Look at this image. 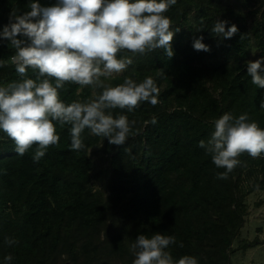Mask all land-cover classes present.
I'll return each mask as SVG.
<instances>
[{
  "label": "trees",
  "instance_id": "16d2710c",
  "mask_svg": "<svg viewBox=\"0 0 264 264\" xmlns=\"http://www.w3.org/2000/svg\"><path fill=\"white\" fill-rule=\"evenodd\" d=\"M39 2L51 6L56 0ZM28 4L0 0V30L10 13L30 10ZM165 15L173 30L180 29L173 57L162 49L121 53L133 63L105 80L115 86L125 77L139 82L151 76L160 90L155 106L142 102L131 112L110 110L136 121L124 145L85 129V149L74 151L70 125L56 123L58 144L35 162V145L20 156L0 131V264L9 254L10 264H132L130 246L139 234L174 236L168 249L173 258L190 255L198 264H231V254L248 247L234 249L233 243L249 212L247 197L264 193V154H241V164L218 179L225 169L216 167L199 141L207 142L213 121L224 113H247L264 128V89L251 82L245 64L264 57V0H177ZM217 20L239 31L221 39L211 31ZM200 35L210 51L192 47ZM13 54L9 41L0 40V59ZM35 75L29 68L28 77ZM18 79L13 65L0 67V85ZM58 91L71 103L89 99L93 90L66 82ZM96 148L106 166L95 173ZM6 238L16 243L8 245Z\"/></svg>",
  "mask_w": 264,
  "mask_h": 264
},
{
  "label": "clouds",
  "instance_id": "9594fccd",
  "mask_svg": "<svg viewBox=\"0 0 264 264\" xmlns=\"http://www.w3.org/2000/svg\"><path fill=\"white\" fill-rule=\"evenodd\" d=\"M176 3L56 0L51 6H42L39 0H29L30 10L19 15L10 13L9 23L0 30V40L9 41L14 54L7 61L0 59V67L10 63L20 79L0 85V131L14 142L15 152L23 156L35 145L33 160L38 162L48 147L60 140L56 123L70 125V147L74 151L85 149V129L107 138L111 145H124L136 121H129L123 114L114 117L110 110L131 112L142 102L155 106L160 90L151 76L139 82L125 77L115 86L105 80L123 73L133 63L130 56L121 53L136 56L162 49L168 58L173 57L172 41L180 29L173 30L165 13ZM228 25L226 20H217L211 31L221 39H230L239 30L235 24ZM203 40V35L193 37L194 50L210 51ZM262 62L264 57L245 64L251 82L264 89ZM29 68L36 73L35 78L28 77ZM66 82L81 88L89 86L92 96L66 103L58 91ZM259 106L264 109V98ZM151 122L155 124V118ZM213 124L210 138L207 142L200 140L199 146L211 154L217 168L225 169L217 174L218 179H227L241 164V154L252 158L264 154V128L250 121L247 113L238 117L224 113ZM5 242L16 243L11 238ZM174 243V236L155 233L149 238L139 234L130 246L135 257L132 264H198L190 255L174 259L168 250ZM12 259L6 255L4 264Z\"/></svg>",
  "mask_w": 264,
  "mask_h": 264
},
{
  "label": "rangeland",
  "instance_id": "374dc122",
  "mask_svg": "<svg viewBox=\"0 0 264 264\" xmlns=\"http://www.w3.org/2000/svg\"><path fill=\"white\" fill-rule=\"evenodd\" d=\"M95 173L106 166V161L100 149L91 150ZM264 201L263 192H255L247 197L248 215L233 243L236 249L242 244H248L245 250H236L230 256L231 264H264V203L256 207V203Z\"/></svg>",
  "mask_w": 264,
  "mask_h": 264
}]
</instances>
